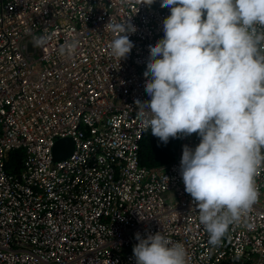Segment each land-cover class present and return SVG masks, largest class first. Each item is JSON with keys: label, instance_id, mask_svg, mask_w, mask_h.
<instances>
[{"label": "built area", "instance_id": "built-area-1", "mask_svg": "<svg viewBox=\"0 0 264 264\" xmlns=\"http://www.w3.org/2000/svg\"><path fill=\"white\" fill-rule=\"evenodd\" d=\"M160 4L0 0V264H136L135 235L158 232L184 245L188 264H264V167L254 177L258 202L213 246L180 170L183 147L194 150L198 135L180 136L164 167L139 164L146 131L135 101L151 99L149 46L170 15ZM129 17L134 47L119 61L105 25ZM42 34L48 44L34 47ZM74 38L76 52L60 55ZM64 138L72 154L54 161ZM17 150L21 166L10 173Z\"/></svg>", "mask_w": 264, "mask_h": 264}, {"label": "clouds", "instance_id": "clouds-1", "mask_svg": "<svg viewBox=\"0 0 264 264\" xmlns=\"http://www.w3.org/2000/svg\"><path fill=\"white\" fill-rule=\"evenodd\" d=\"M160 6L170 15L162 22L163 38L149 46L143 75L151 99L135 101L137 116L164 144L182 135L200 138L194 150L183 147L181 176L209 244L218 246L259 198L254 177L264 167V0H161ZM127 20L105 25L114 35L110 55L119 61L134 47L129 34L136 28ZM49 39L33 35V46ZM78 45L74 38L58 51L72 55ZM135 239L136 264H188L184 245L159 232Z\"/></svg>", "mask_w": 264, "mask_h": 264}, {"label": "trees", "instance_id": "trees-1", "mask_svg": "<svg viewBox=\"0 0 264 264\" xmlns=\"http://www.w3.org/2000/svg\"><path fill=\"white\" fill-rule=\"evenodd\" d=\"M180 138H170L167 144L162 143L151 134V129L144 132L139 143V164L147 169L161 168L174 161L178 154ZM23 152L13 151L8 154L7 170L18 173Z\"/></svg>", "mask_w": 264, "mask_h": 264}, {"label": "water", "instance_id": "water-1", "mask_svg": "<svg viewBox=\"0 0 264 264\" xmlns=\"http://www.w3.org/2000/svg\"><path fill=\"white\" fill-rule=\"evenodd\" d=\"M73 142L70 138L58 139L55 141L52 155L54 161H61L66 159L72 154Z\"/></svg>", "mask_w": 264, "mask_h": 264}]
</instances>
